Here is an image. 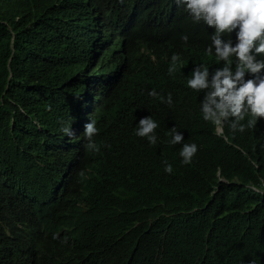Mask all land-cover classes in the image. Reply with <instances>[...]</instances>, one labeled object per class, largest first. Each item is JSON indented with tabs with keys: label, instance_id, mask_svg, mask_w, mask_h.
<instances>
[{
	"label": "trees",
	"instance_id": "obj_1",
	"mask_svg": "<svg viewBox=\"0 0 264 264\" xmlns=\"http://www.w3.org/2000/svg\"><path fill=\"white\" fill-rule=\"evenodd\" d=\"M177 3L0 0V264H264V119L218 136L202 118L187 81L225 62L203 26L175 38ZM72 23L96 62L70 55ZM144 116L155 145L136 135ZM174 126L197 145L189 164Z\"/></svg>",
	"mask_w": 264,
	"mask_h": 264
},
{
	"label": "clouds",
	"instance_id": "obj_2",
	"mask_svg": "<svg viewBox=\"0 0 264 264\" xmlns=\"http://www.w3.org/2000/svg\"><path fill=\"white\" fill-rule=\"evenodd\" d=\"M177 6L184 10V15L175 30V38L184 32H194L197 39L201 26L209 30L210 43L208 53L214 51L215 56L224 65L215 68L211 73L204 65L195 66L188 87L197 92L204 91L201 100L202 118L215 126L216 135L224 134L225 122L231 118L230 127L235 132L245 131L241 122L246 117L247 127H253L256 122L264 119V0H177ZM73 31L70 33V31ZM68 50L74 61L79 64L96 62L90 50L91 38L89 31L76 23L67 28ZM187 43L188 36L181 37ZM262 56V59L258 56ZM179 56L173 54L169 74L176 71ZM211 76V79L209 77ZM150 96H157L155 89ZM162 102L172 104L169 95ZM84 125L83 135L87 143L86 149L96 150L92 138L97 134L95 120ZM157 123L150 117L139 119L136 135L147 137L150 144L157 143L154 132ZM65 135L71 137L74 132L71 127H63ZM172 145H182L180 156L182 163L189 164L197 152L196 144H182L183 132L172 128ZM164 171L171 174L172 165L165 162ZM53 234V239H57ZM63 243H67L65 238Z\"/></svg>",
	"mask_w": 264,
	"mask_h": 264
},
{
	"label": "rangeland",
	"instance_id": "obj_3",
	"mask_svg": "<svg viewBox=\"0 0 264 264\" xmlns=\"http://www.w3.org/2000/svg\"><path fill=\"white\" fill-rule=\"evenodd\" d=\"M73 31L71 30L70 33H72Z\"/></svg>",
	"mask_w": 264,
	"mask_h": 264
}]
</instances>
